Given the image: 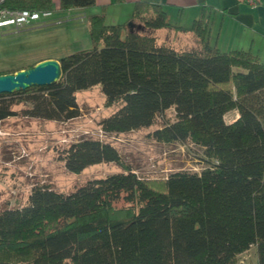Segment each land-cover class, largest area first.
I'll list each match as a JSON object with an SVG mask.
<instances>
[{"label": "trees", "instance_id": "1", "mask_svg": "<svg viewBox=\"0 0 264 264\" xmlns=\"http://www.w3.org/2000/svg\"><path fill=\"white\" fill-rule=\"evenodd\" d=\"M4 5L53 11L51 0ZM94 5L59 0L58 9ZM209 25L203 12L189 28L172 25L161 5L146 2L120 24L91 15L90 47L58 59L54 83L0 93V121L64 122L80 116L76 93L99 86L106 107L119 104L98 122L104 134L147 129L172 109L173 119L147 136L191 143L206 163L200 172L143 178L111 143L71 142L57 152L69 173L101 163L121 171L67 193L35 185L24 205L0 210V264H236L252 246L264 264V64L248 50L210 44ZM176 33L191 46L173 42ZM232 110L238 117L227 123Z\"/></svg>", "mask_w": 264, "mask_h": 264}, {"label": "rangeland", "instance_id": "2", "mask_svg": "<svg viewBox=\"0 0 264 264\" xmlns=\"http://www.w3.org/2000/svg\"><path fill=\"white\" fill-rule=\"evenodd\" d=\"M183 23L187 27L191 25L190 21ZM66 27V23H51L1 30L0 72L26 69L36 59L81 45L87 35L81 29L72 32ZM130 28L140 29V25L132 22ZM190 41L187 35L176 33L173 36L177 44L191 46ZM76 99L80 116L69 121L48 122L22 116L0 121V210L24 205L35 185H47L67 193L87 180L121 171L114 163L92 165L78 174L66 171L57 152L80 138L111 143L119 151L123 163L143 178H165L178 170L200 172L206 166L199 147L188 142L159 143L147 136L150 130L173 119L172 109L165 111L147 129L104 134L98 122L119 104L106 107L99 86L79 91ZM232 119L229 112L225 121L229 123Z\"/></svg>", "mask_w": 264, "mask_h": 264}, {"label": "crops", "instance_id": "3", "mask_svg": "<svg viewBox=\"0 0 264 264\" xmlns=\"http://www.w3.org/2000/svg\"><path fill=\"white\" fill-rule=\"evenodd\" d=\"M51 1L53 18L59 19L60 24L66 23V28L72 32L81 29L87 37L84 36L86 38L81 45L71 49L63 48L52 56L36 59L32 65L45 59L58 60L71 52L89 48L87 20L91 15L103 14L104 23L107 25L120 24L130 18L137 2L161 5L170 23L183 28H189L184 25V21L192 24L202 12L208 13L210 44L222 52L248 50L264 64V0H94L95 5L92 7L66 11L58 9L59 0ZM77 94L78 92L76 96ZM230 113L234 121L238 113L236 110ZM236 264H257L255 247L239 254Z\"/></svg>", "mask_w": 264, "mask_h": 264}, {"label": "water", "instance_id": "4", "mask_svg": "<svg viewBox=\"0 0 264 264\" xmlns=\"http://www.w3.org/2000/svg\"><path fill=\"white\" fill-rule=\"evenodd\" d=\"M60 75L58 60L45 59L30 68L13 74L0 75V93H14L32 86H47L54 83Z\"/></svg>", "mask_w": 264, "mask_h": 264}, {"label": "built area", "instance_id": "5", "mask_svg": "<svg viewBox=\"0 0 264 264\" xmlns=\"http://www.w3.org/2000/svg\"><path fill=\"white\" fill-rule=\"evenodd\" d=\"M0 0V31L6 28L17 30L27 25L48 26L51 23L60 24L59 19L53 18V11H30L27 9H9Z\"/></svg>", "mask_w": 264, "mask_h": 264}]
</instances>
